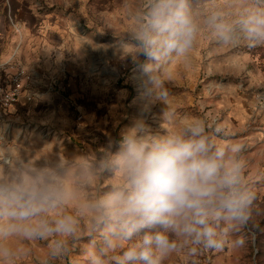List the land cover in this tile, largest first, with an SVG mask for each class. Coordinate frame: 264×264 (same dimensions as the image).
<instances>
[{"label":"clouds","instance_id":"1","mask_svg":"<svg viewBox=\"0 0 264 264\" xmlns=\"http://www.w3.org/2000/svg\"><path fill=\"white\" fill-rule=\"evenodd\" d=\"M129 16L119 46L131 47L134 60L144 57L153 86L161 64L188 59L206 31L222 48L264 46V0H251L232 20L193 0H138ZM165 119L172 127L159 130L137 120L90 154L0 159V258L14 255L13 240L47 242L49 257L61 258L85 221L90 264H164L181 251L243 244L234 236L255 200L244 145L221 141L222 129L201 119ZM102 179L109 181L104 189L97 187Z\"/></svg>","mask_w":264,"mask_h":264},{"label":"rangeland","instance_id":"2","mask_svg":"<svg viewBox=\"0 0 264 264\" xmlns=\"http://www.w3.org/2000/svg\"><path fill=\"white\" fill-rule=\"evenodd\" d=\"M137 3L0 0V64L8 63L3 84L9 83L16 63L24 64L40 74L28 88L41 95L7 112L6 122L0 123V159L29 152L34 158L90 154L140 119L155 130L172 127L165 117L179 123L201 119L211 129H222L221 141L244 145L245 175L255 193L250 220L234 236L243 244L191 255L181 251L164 264H264V146L257 139L264 134V118L244 113L246 101L264 100V46L222 48L206 31L188 59L161 64L153 86L144 57L134 60L131 47L123 51L119 46L132 26L129 8ZM250 3L193 0L203 12L219 10L229 20ZM108 183L102 179L97 187ZM92 240L85 221L63 257L51 259L47 242L13 240L14 255L0 258V264H90Z\"/></svg>","mask_w":264,"mask_h":264},{"label":"built area","instance_id":"3","mask_svg":"<svg viewBox=\"0 0 264 264\" xmlns=\"http://www.w3.org/2000/svg\"><path fill=\"white\" fill-rule=\"evenodd\" d=\"M7 65L8 63L0 64V114L5 115L17 104L32 103L41 96L28 88L29 84L36 83L40 76L36 68L16 63L9 83L4 85L1 76Z\"/></svg>","mask_w":264,"mask_h":264},{"label":"crops","instance_id":"4","mask_svg":"<svg viewBox=\"0 0 264 264\" xmlns=\"http://www.w3.org/2000/svg\"><path fill=\"white\" fill-rule=\"evenodd\" d=\"M22 104L25 106V103L22 102ZM16 107H19L18 104ZM12 112V109L10 110ZM243 113V110H241ZM244 113L247 115L250 114H255L258 118L261 117L262 119L264 118V100H254L252 102L246 101L244 103ZM8 114H0V123L6 122ZM16 116V115H15ZM14 116V118H15ZM263 136H257L258 139V144L264 146V134ZM256 137V136H255Z\"/></svg>","mask_w":264,"mask_h":264}]
</instances>
